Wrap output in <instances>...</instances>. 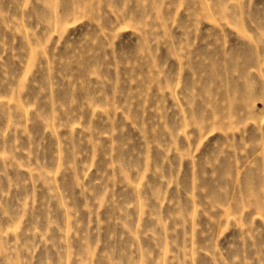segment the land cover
<instances>
[{
  "label": "rangeland",
  "instance_id": "1",
  "mask_svg": "<svg viewBox=\"0 0 264 264\" xmlns=\"http://www.w3.org/2000/svg\"><path fill=\"white\" fill-rule=\"evenodd\" d=\"M0 264H264V0H0Z\"/></svg>",
  "mask_w": 264,
  "mask_h": 264
}]
</instances>
